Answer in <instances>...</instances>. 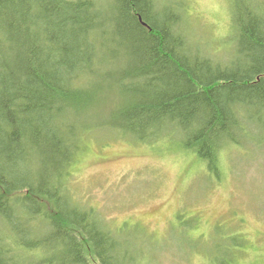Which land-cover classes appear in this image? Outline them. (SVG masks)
<instances>
[{
  "label": "trees",
  "instance_id": "trees-1",
  "mask_svg": "<svg viewBox=\"0 0 264 264\" xmlns=\"http://www.w3.org/2000/svg\"><path fill=\"white\" fill-rule=\"evenodd\" d=\"M228 5L229 46L211 51L180 0H0V264H142L72 201L90 136L174 140L219 178L264 129V0ZM225 237L218 264L241 249Z\"/></svg>",
  "mask_w": 264,
  "mask_h": 264
},
{
  "label": "rangeland",
  "instance_id": "rangeland-1",
  "mask_svg": "<svg viewBox=\"0 0 264 264\" xmlns=\"http://www.w3.org/2000/svg\"><path fill=\"white\" fill-rule=\"evenodd\" d=\"M180 1L194 41L211 51L229 46L227 0ZM101 134L75 158L67 186L73 202L98 210L127 241L130 258L218 264L211 246L235 236L241 249L231 264H264V129L223 154L219 178L177 141L141 144Z\"/></svg>",
  "mask_w": 264,
  "mask_h": 264
}]
</instances>
